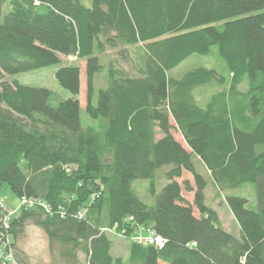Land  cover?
<instances>
[{"label": "trees", "instance_id": "trees-1", "mask_svg": "<svg viewBox=\"0 0 264 264\" xmlns=\"http://www.w3.org/2000/svg\"><path fill=\"white\" fill-rule=\"evenodd\" d=\"M193 56L224 67L173 78ZM64 58L86 63L85 112L99 126L82 125L78 64L55 75L69 99L6 80ZM5 184L20 200L17 213L0 206L8 264H31L18 247L28 224L52 264H264V0H0ZM149 232L162 248L136 242ZM112 237L131 242L127 261Z\"/></svg>", "mask_w": 264, "mask_h": 264}, {"label": "rangeland", "instance_id": "rangeland-1", "mask_svg": "<svg viewBox=\"0 0 264 264\" xmlns=\"http://www.w3.org/2000/svg\"><path fill=\"white\" fill-rule=\"evenodd\" d=\"M82 4L90 8L92 6V0H81ZM75 58H64V62L62 65L53 66L50 68H44L36 71H32L29 73H23L15 76H7V81H18L22 85L32 87V88H44L57 93L63 99H69L71 95L61 88L58 84L55 75L57 71L61 67H65L69 64H78L81 69H83V77H82V86H81V95L79 96V100L82 105L81 117H82V125L84 128L87 126H99V123L96 121H92L88 118L85 108H86V82H85V66L86 63L84 61L75 62ZM224 67V62L218 56H193L188 61L184 62L180 65L176 70L171 72V76L175 79H181L185 74L190 71H193L198 68H205V69H213L217 71H221ZM173 123V122H172ZM173 135L177 141H179L184 147L186 146L182 136L177 132L174 131ZM184 179H191V176L185 174L182 180H179L180 183L184 181ZM139 186V189L143 192H140L142 196V200H144L148 204H152V200L146 196V189L149 186L148 182H142ZM165 183L158 184V192H160ZM187 199L192 200L193 195L186 194ZM237 196H242V194H238ZM146 197V198H145ZM208 203L211 204L216 211L219 213L221 220L223 221L227 231L230 232L232 235L238 237L239 235V228L236 220L234 219L233 215L231 214L228 206L223 204V198L217 195V192L214 187L208 191ZM0 206L3 207L5 210L12 211L17 213L20 210V200L14 194H12L10 187L8 184H5L0 189ZM112 241L114 244L112 250V256L114 258H123L125 261L129 258V251H130V241L129 240H119L116 237H112ZM121 243V244H120ZM18 247L24 251L29 256L31 264H52L53 259L52 255L49 250V241L44 233L39 227L28 224L25 228L24 233L19 238ZM9 253H6V257L9 258ZM12 263V262H11ZM13 264V263H12Z\"/></svg>", "mask_w": 264, "mask_h": 264}, {"label": "built area", "instance_id": "built-area-1", "mask_svg": "<svg viewBox=\"0 0 264 264\" xmlns=\"http://www.w3.org/2000/svg\"><path fill=\"white\" fill-rule=\"evenodd\" d=\"M11 216V213H9L8 218ZM136 242H139L140 244H143L145 246H153L162 248L164 246V240L160 237H157L154 232H149V236L146 237H138L135 239ZM0 260L2 264H8V262L12 261L11 256L9 255V258H7L4 255L3 247H2V236H0Z\"/></svg>", "mask_w": 264, "mask_h": 264}, {"label": "water", "instance_id": "water-1", "mask_svg": "<svg viewBox=\"0 0 264 264\" xmlns=\"http://www.w3.org/2000/svg\"><path fill=\"white\" fill-rule=\"evenodd\" d=\"M0 264H2L1 260H0Z\"/></svg>", "mask_w": 264, "mask_h": 264}, {"label": "crops", "instance_id": "crops-1", "mask_svg": "<svg viewBox=\"0 0 264 264\" xmlns=\"http://www.w3.org/2000/svg\"><path fill=\"white\" fill-rule=\"evenodd\" d=\"M121 244V243H120Z\"/></svg>", "mask_w": 264, "mask_h": 264}]
</instances>
